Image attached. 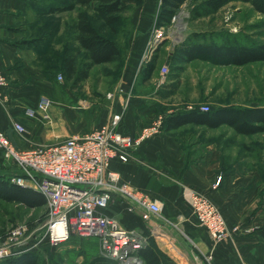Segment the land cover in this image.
I'll return each mask as SVG.
<instances>
[{"label":"crops","instance_id":"1","mask_svg":"<svg viewBox=\"0 0 264 264\" xmlns=\"http://www.w3.org/2000/svg\"><path fill=\"white\" fill-rule=\"evenodd\" d=\"M160 2H122L135 7L131 21L136 43L130 46L114 90L108 93L101 117L92 126L59 97L60 61L50 64L37 58L38 54L53 53L51 43L37 52L28 42L40 32L34 30V22L40 15L35 0H0V67L7 76V84L0 91V130L14 146L25 148L88 131L103 124L114 112H122L120 129L132 136L160 118V130L130 150L127 160L112 158L109 162V168L117 171L123 181L159 204V214L144 220L140 211L128 209L127 203L117 197L111 200L109 211L125 226L141 230L147 244L158 254L160 264H264V167H249L239 158L228 161L223 152L225 143L201 133L191 136L186 132L194 127L207 132L226 124L209 128L188 122L168 128L170 116L203 111L188 103L172 105L179 83L173 89L171 75L165 83H156L154 72L158 66L154 56L140 64ZM176 46L169 51L165 65L172 63ZM153 58L154 65L146 75ZM180 78L181 75L179 82ZM42 95L51 102L46 118L37 109ZM28 107L35 110L33 116L25 115L24 109ZM14 122L23 124L25 131L18 132ZM218 176L221 179L217 184ZM192 192L206 194L218 207L231 232L229 236L213 243L207 230L196 223L190 203Z\"/></svg>","mask_w":264,"mask_h":264},{"label":"rangeland","instance_id":"2","mask_svg":"<svg viewBox=\"0 0 264 264\" xmlns=\"http://www.w3.org/2000/svg\"><path fill=\"white\" fill-rule=\"evenodd\" d=\"M50 1L56 2L35 0L36 10H44ZM208 1L210 0H187L186 4L179 7L171 23L160 27L163 37L150 52V58L154 56L158 66L154 72L156 83L163 84L168 80L172 73V63L165 65V60L170 58L169 51L174 46L187 42V39L204 43L218 44L228 41L254 46L264 45V14L256 12L248 2L228 0L208 14L194 16L193 12H201ZM127 6L126 11L121 13L125 19L119 24L110 26L102 24L101 21H94L100 33L118 42L122 51L119 58L93 65L88 76L81 81L67 79L61 73L62 81L58 83L57 90L62 94H59L61 101L77 109L80 118L92 126L95 123L93 121H98L101 117L102 109L109 100L108 93L114 90L130 46L136 43L135 27L131 21L135 7L130 4ZM78 10L79 6H76L71 11L38 15L34 30L40 32L35 38L48 37L53 51L50 56L38 54L37 58L41 62L58 64L56 52L62 50L63 44H76L73 35ZM154 27L156 26L152 25L150 28L145 49L152 40ZM75 56L77 62H80L82 53L75 51ZM171 103L174 106L183 103L193 106L208 104L213 108L217 105H264V60L235 64L227 58L195 55L184 63L180 82ZM186 132L188 135L201 133V136L219 139L225 143L223 152L228 161L239 158L249 167H264V131L252 135H237L232 129L222 125L207 132L195 127ZM17 173L18 170L13 168L9 159H0V178L10 180ZM46 211V203L33 207L0 200V237H5L13 229L24 228L26 243L21 245V248L23 251L37 252L40 255V264H117L115 260L102 254L98 240L93 237L72 235L64 242L51 244L45 237Z\"/></svg>","mask_w":264,"mask_h":264},{"label":"built area","instance_id":"3","mask_svg":"<svg viewBox=\"0 0 264 264\" xmlns=\"http://www.w3.org/2000/svg\"><path fill=\"white\" fill-rule=\"evenodd\" d=\"M162 37V28L154 27L152 40L140 64L150 59V52ZM57 79L62 81V75L58 74ZM6 84V73L0 67V91ZM50 103L47 96L40 97L37 109L43 118L47 116ZM123 104L126 106L127 102ZM199 108L210 110L208 104ZM34 111L29 107L24 109L27 116H33ZM121 119L122 112H114L103 124L88 131L25 148L14 146L0 130V150L18 170L10 181L37 190L44 196L47 205L45 237L51 244L64 242L72 235L93 237L98 240L102 254L117 264H143L138 250L148 243L146 236L139 228L125 226L110 212V202L114 197L125 201L128 209L140 211L144 220L156 217L160 206L148 194L123 181L117 171L109 168V162L112 158L127 160L130 150L160 130L161 119L137 136L120 129ZM13 127L18 132L25 131L20 122H14ZM220 179L218 176L217 184ZM190 203L196 223L207 230L213 243L231 234L220 210L206 194L192 192ZM24 235V228H16L0 237V259L23 251Z\"/></svg>","mask_w":264,"mask_h":264},{"label":"trees","instance_id":"4","mask_svg":"<svg viewBox=\"0 0 264 264\" xmlns=\"http://www.w3.org/2000/svg\"><path fill=\"white\" fill-rule=\"evenodd\" d=\"M138 1V0H136ZM185 0H161L155 26L161 27L171 23L172 17ZM228 0H210L206 2L201 12H193L194 16L208 14L225 4ZM248 2L258 13L264 14V0H241ZM76 6L73 40L76 45L66 46L56 52L60 61V71L65 78L75 82L84 80L93 65L108 63L116 60L121 55V48L115 40L99 32L94 21H101L105 25L119 24L125 18L121 13L126 11L127 5L121 0H56L46 4L44 10H38V14L57 13L59 11H71ZM25 41V40H24ZM37 52L46 48L49 44L48 37L33 36L28 40ZM75 51L82 53L81 61L77 62ZM195 55L213 56L230 59L235 64H244L254 60H264V45L254 46L235 42L222 41L221 43H197L195 41L183 42L175 47L172 55V73L174 79L173 89L179 83V77L183 71L184 63ZM154 65V58L147 66L146 75ZM58 68V67H57ZM204 124L209 128L226 124L236 134L252 135L264 131V105L243 106L228 105L214 110L181 112L170 116L167 121L168 128H176L185 123ZM2 153V151L0 150ZM0 200L14 202L27 206H41L46 203L44 196L32 188L21 186L9 179L0 178ZM138 255L143 264H160V259L155 250L145 244L138 250ZM40 255L34 251H23L0 260V264H40Z\"/></svg>","mask_w":264,"mask_h":264}]
</instances>
